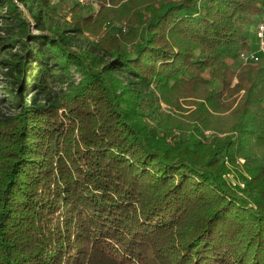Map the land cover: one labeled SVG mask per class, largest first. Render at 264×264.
Listing matches in <instances>:
<instances>
[{"label": "trees", "instance_id": "1", "mask_svg": "<svg viewBox=\"0 0 264 264\" xmlns=\"http://www.w3.org/2000/svg\"><path fill=\"white\" fill-rule=\"evenodd\" d=\"M263 18L264 0H0V264H264V75L240 59ZM172 110L192 140L161 126Z\"/></svg>", "mask_w": 264, "mask_h": 264}, {"label": "rangeland", "instance_id": "2", "mask_svg": "<svg viewBox=\"0 0 264 264\" xmlns=\"http://www.w3.org/2000/svg\"><path fill=\"white\" fill-rule=\"evenodd\" d=\"M70 3H73L75 1L78 0H69ZM96 13L98 12L97 9L95 10ZM66 11L64 12H55L53 14L52 17V21L51 23H53L54 25H59V26H63L65 24L66 21H68L69 19V14L66 15ZM64 15H66V17L64 18ZM29 16V15H28ZM65 19H67L65 21ZM31 24H32V32H37L36 29L33 27V20L30 18ZM0 34H2V32L0 31ZM3 35V34H2ZM90 39V38H89ZM91 40V39H90ZM255 37L252 36V41H251V47L254 48L255 47ZM79 44L83 45V46H87L89 44V41H87V39L83 38L79 39ZM3 71H5V69L0 65V118H2V116H8L11 114V109L10 106L8 104V102H6L7 100V95H6V90H5V86H6V80H5V76L3 75ZM75 80L78 82L81 80V76L79 74H75ZM58 89V86H54L53 92L55 90ZM162 109L165 111H170L169 108L167 106H162ZM171 116H166L165 114L161 115L160 117V121H161V126H163L164 128H167L169 130V132H171L170 136L171 137H175V138H182L184 140H192V133H191V126L189 121L186 120L184 118V116L181 113H178L174 110L171 111ZM231 122V116H230V112L229 110H219L216 111L212 114V117L210 119V124L212 126H215L216 129H218L219 131L221 129H224L226 127H228L230 125ZM218 130H207L205 132V134L207 136H211V135H217L219 134ZM221 135V134H219ZM177 140V139H176ZM241 163H243V160H240ZM233 174L228 175V179H233ZM234 182H237V178H234Z\"/></svg>", "mask_w": 264, "mask_h": 264}, {"label": "built area", "instance_id": "3", "mask_svg": "<svg viewBox=\"0 0 264 264\" xmlns=\"http://www.w3.org/2000/svg\"><path fill=\"white\" fill-rule=\"evenodd\" d=\"M83 3L85 0H81ZM255 37V47L249 51L243 52L240 59L243 63H260L262 64V72L264 75V18L257 20L253 31ZM168 141L172 142L169 138ZM227 163V158H225Z\"/></svg>", "mask_w": 264, "mask_h": 264}]
</instances>
